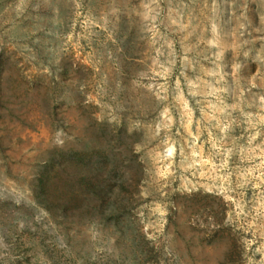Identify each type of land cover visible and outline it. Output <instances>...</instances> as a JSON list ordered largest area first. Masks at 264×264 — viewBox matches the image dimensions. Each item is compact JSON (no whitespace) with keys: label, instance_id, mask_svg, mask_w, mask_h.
<instances>
[{"label":"rangeland","instance_id":"obj_1","mask_svg":"<svg viewBox=\"0 0 264 264\" xmlns=\"http://www.w3.org/2000/svg\"><path fill=\"white\" fill-rule=\"evenodd\" d=\"M0 264H264V0H0Z\"/></svg>","mask_w":264,"mask_h":264},{"label":"trees","instance_id":"obj_2","mask_svg":"<svg viewBox=\"0 0 264 264\" xmlns=\"http://www.w3.org/2000/svg\"><path fill=\"white\" fill-rule=\"evenodd\" d=\"M77 156H79V155H77ZM72 158H74L75 159V161H76V159L78 158V157H76V155H72ZM79 159V161L81 162V159H80V157L78 158ZM82 162H83V160H82ZM55 166H53L52 164L51 165H49V167H47V169H46V171L44 172V174L42 175V177H41V180H40V183H41V187H42V190H45V189H47L48 187H50L51 185L53 186L54 184H55V182H56V179L58 178V177H56V176H53V174H54V170H55V168H54ZM65 171V170H64ZM63 174H67V172H64ZM69 175V174H68ZM67 176V175H66ZM71 176V175H70ZM87 178H82L81 180H79V182H80V185H89V189H93V190H97V191H99V190H101V189H103L104 187L102 186V185H100V183L98 182L97 184L96 183H94V184H89L88 183V181L86 180ZM62 181H64L63 179H61ZM67 180H69V179H67ZM67 180L65 179V181L67 182ZM70 181V180H69Z\"/></svg>","mask_w":264,"mask_h":264}]
</instances>
